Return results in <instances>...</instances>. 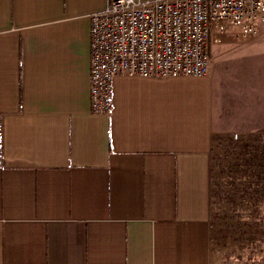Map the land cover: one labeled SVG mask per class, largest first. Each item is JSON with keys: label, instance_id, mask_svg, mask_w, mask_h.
<instances>
[{"label": "crops", "instance_id": "0c3cea01", "mask_svg": "<svg viewBox=\"0 0 264 264\" xmlns=\"http://www.w3.org/2000/svg\"><path fill=\"white\" fill-rule=\"evenodd\" d=\"M107 1L0 0V264H212L226 75L119 74L93 113Z\"/></svg>", "mask_w": 264, "mask_h": 264}, {"label": "built area", "instance_id": "2783aa9c", "mask_svg": "<svg viewBox=\"0 0 264 264\" xmlns=\"http://www.w3.org/2000/svg\"><path fill=\"white\" fill-rule=\"evenodd\" d=\"M264 0H108L91 15V110L113 109V79L208 75L213 45L255 36Z\"/></svg>", "mask_w": 264, "mask_h": 264}, {"label": "rangeland", "instance_id": "374dc122", "mask_svg": "<svg viewBox=\"0 0 264 264\" xmlns=\"http://www.w3.org/2000/svg\"><path fill=\"white\" fill-rule=\"evenodd\" d=\"M256 39L264 41V26L255 36L227 40L212 47L210 74L226 75L221 103L224 129L217 134L212 152L215 191L212 264H258L261 256L258 248L252 249L250 246L248 233L242 236L243 231L249 229L245 222L250 223L251 219L245 218L249 216L245 215L239 197L235 199L237 204L231 205L227 201L234 194V181L240 182L232 172V177L229 174L228 149L231 141L239 144L253 138L264 140V56L261 55L259 59L260 71H256L254 52H249V45ZM239 74L242 77L238 79L236 76Z\"/></svg>", "mask_w": 264, "mask_h": 264}, {"label": "trees", "instance_id": "16d2710c", "mask_svg": "<svg viewBox=\"0 0 264 264\" xmlns=\"http://www.w3.org/2000/svg\"><path fill=\"white\" fill-rule=\"evenodd\" d=\"M228 150L229 174L231 177L234 174L240 182L234 181V194L227 201L231 205L237 204L235 199L239 197L245 215L249 216L245 218L251 219L250 223L245 222L249 229L243 231L242 236L248 233L250 246L258 248L261 254L258 264H264V140L253 138L239 144L231 141ZM214 192L213 182L212 199Z\"/></svg>", "mask_w": 264, "mask_h": 264}]
</instances>
